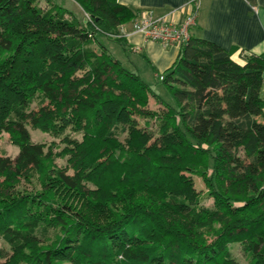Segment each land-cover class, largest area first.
Here are the masks:
<instances>
[{"label": "trees", "instance_id": "16d2710c", "mask_svg": "<svg viewBox=\"0 0 264 264\" xmlns=\"http://www.w3.org/2000/svg\"><path fill=\"white\" fill-rule=\"evenodd\" d=\"M47 1L0 0V134L19 148L0 155V236L13 252L0 264H239L232 243L264 264V57L240 63L192 36L156 73L172 106L97 42H124L135 11L73 0L78 20ZM28 123L83 131L67 141L73 173L53 166ZM23 181L35 191L18 192ZM51 227L58 239L38 247Z\"/></svg>", "mask_w": 264, "mask_h": 264}, {"label": "crops", "instance_id": "0c3cea01", "mask_svg": "<svg viewBox=\"0 0 264 264\" xmlns=\"http://www.w3.org/2000/svg\"><path fill=\"white\" fill-rule=\"evenodd\" d=\"M118 2L137 14L152 11L155 17L175 23H180L194 10L191 0ZM124 28L127 33L124 42L115 43L119 46L118 56L106 49L127 69L138 72L143 80L144 74L148 79L156 81V73H164L174 65L181 47L175 45L165 48L159 43L147 41L144 35L133 32L132 21L124 25ZM191 33L195 38L208 40L223 47L240 63H244L242 54L264 57V0H200L197 25Z\"/></svg>", "mask_w": 264, "mask_h": 264}, {"label": "rangeland", "instance_id": "374dc122", "mask_svg": "<svg viewBox=\"0 0 264 264\" xmlns=\"http://www.w3.org/2000/svg\"><path fill=\"white\" fill-rule=\"evenodd\" d=\"M59 4L64 5L71 13L72 16L76 17L78 20H84L85 14L82 9L77 5L73 0H56ZM47 0H41L40 6L42 8H46L49 6ZM97 42L108 50L112 51L115 56H118V45L115 41H110L104 38L102 35L97 36ZM145 80L152 86L155 90V93L165 102L175 106L176 102L170 92L165 88L164 84L159 81H155L154 79H148L146 75H144ZM153 106H156V102L153 103ZM151 107V106H150ZM139 121L141 124L144 123V118L139 117ZM70 123V122H69ZM66 124V126L58 129L55 135H50L47 133H43L42 131L33 128L29 123L27 125L28 130L31 134V139L35 143H42L46 146L47 149H51L54 153L53 155V166L55 168L61 167L66 168L69 173H73L72 166L69 163L70 155L65 151L69 147V143L67 141L77 142L84 138L83 131L77 126L73 124ZM124 136H122L119 141H123ZM19 152V148L14 144L11 139V135L7 132H2L0 134V155H7L11 157H15ZM193 182L199 197H204L202 204L206 207H212L213 199L209 197V188L205 183V180L199 178L197 176L193 177ZM92 187L91 183H87ZM35 186L25 183L24 181L21 185L17 186V191L20 193L23 192H34ZM66 194V193H65ZM71 195V194H70ZM56 198V197H55ZM57 199V198H56ZM75 205H80V199H74ZM55 228V227H54ZM53 227L48 228V232L42 233L38 238V247H43L47 240H56L60 235V230L58 228L54 229ZM44 241V242H43ZM232 254L237 259L239 264H248V259L246 258V254L242 249V245L240 243H232L231 244ZM13 256V252L11 247L6 243V241L0 236V263L5 262L8 258Z\"/></svg>", "mask_w": 264, "mask_h": 264}, {"label": "built area", "instance_id": "2783aa9c", "mask_svg": "<svg viewBox=\"0 0 264 264\" xmlns=\"http://www.w3.org/2000/svg\"><path fill=\"white\" fill-rule=\"evenodd\" d=\"M200 0H191L194 10L187 14L180 23L168 21L164 18H157L152 11L139 13L132 21L133 32L145 36L149 42H156L165 48L172 46L182 47L192 37V29L197 25V12ZM127 33L122 27V35ZM163 79V75L159 76Z\"/></svg>", "mask_w": 264, "mask_h": 264}, {"label": "water", "instance_id": "95a60500", "mask_svg": "<svg viewBox=\"0 0 264 264\" xmlns=\"http://www.w3.org/2000/svg\"><path fill=\"white\" fill-rule=\"evenodd\" d=\"M86 22V21H85Z\"/></svg>", "mask_w": 264, "mask_h": 264}]
</instances>
